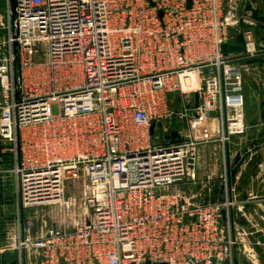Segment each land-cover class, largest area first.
Here are the masks:
<instances>
[{
    "label": "built area",
    "instance_id": "1",
    "mask_svg": "<svg viewBox=\"0 0 264 264\" xmlns=\"http://www.w3.org/2000/svg\"><path fill=\"white\" fill-rule=\"evenodd\" d=\"M248 2L15 0L0 51V137L13 144L20 261L233 264L223 219L233 202L187 197L199 141L188 131L171 144L161 126L176 93L189 96L190 129L214 113L222 144L245 132L244 64L264 51L244 24ZM239 32L243 51L221 52ZM80 183L75 224L36 232L27 210L66 206L67 185Z\"/></svg>",
    "mask_w": 264,
    "mask_h": 264
},
{
    "label": "crops",
    "instance_id": "2",
    "mask_svg": "<svg viewBox=\"0 0 264 264\" xmlns=\"http://www.w3.org/2000/svg\"><path fill=\"white\" fill-rule=\"evenodd\" d=\"M260 1L259 18L264 21V0ZM9 11V0H0V51L5 48ZM246 17L244 24L251 25L253 29L255 27L257 39L264 45V22H254L250 11ZM242 83L244 133L222 144L218 139L219 125L214 113L209 114L205 123L197 121L194 123H198L197 126L192 129L188 125V131L191 132L188 133L199 141L195 157L197 180L187 184L184 191L195 203L226 199L232 201L233 205L224 211L223 219L230 221L229 229L236 240L233 262L264 264V243L258 241V236L264 234V51L245 61ZM1 107L0 103V115ZM175 129L185 138L186 135L179 128ZM1 150L0 144V264H38V255L26 252L21 255L20 261V256L12 247L14 229L10 231V225L15 218L16 204L14 190L12 197H4ZM13 161L14 158L12 166ZM11 200L13 203L9 208L10 202L7 201ZM9 215H12L11 222ZM218 264L228 262L221 261Z\"/></svg>",
    "mask_w": 264,
    "mask_h": 264
},
{
    "label": "rangeland",
    "instance_id": "3",
    "mask_svg": "<svg viewBox=\"0 0 264 264\" xmlns=\"http://www.w3.org/2000/svg\"><path fill=\"white\" fill-rule=\"evenodd\" d=\"M252 5H255V7H261L259 6L260 0H251ZM239 10H242L240 7ZM226 16L230 20L236 19L235 11L228 10L226 13ZM41 57V58H40ZM41 60H43V57L40 56ZM170 98V107H171V116L169 119L165 120L161 126V129L163 126H168L170 129L179 128L182 134L187 135L188 133V125L189 120L183 116V108L186 106L189 100L188 95H180V94H173ZM3 106V105H2ZM176 130V129H175ZM184 135V136H185ZM1 139V151L3 155V174H4V197H12L11 194H13L14 190V174L12 171V159H13V144L6 138ZM79 187H74L73 184H69L66 187V206L57 204H46V205H40L31 209L27 210V218L32 222L34 226V230L38 233H41V229L47 225H59L65 223L67 226L71 227L75 224V220L78 218V212H79V206L82 201V198L84 196V189L82 186V183L75 184ZM78 189V190H77ZM12 199V198H11ZM10 202L9 208L12 206V200L7 201ZM6 203V201H4ZM10 222L12 219V215L8 216ZM15 218L13 217V220L10 225V231L14 229L15 231V225L12 226V223H14ZM12 228V230H11ZM44 229V228H43Z\"/></svg>",
    "mask_w": 264,
    "mask_h": 264
},
{
    "label": "water",
    "instance_id": "4",
    "mask_svg": "<svg viewBox=\"0 0 264 264\" xmlns=\"http://www.w3.org/2000/svg\"><path fill=\"white\" fill-rule=\"evenodd\" d=\"M188 6L190 4V1L187 2ZM9 5H10V10L12 15L14 14V8H15V0H9ZM245 9L247 11H250L251 13V19L254 22H264L261 21L259 18V7H252V3L248 2L245 5ZM254 33L257 36V30L254 27ZM243 34L242 32H239L235 38H234V43L233 44H226L222 43L220 46L221 52L226 53V52H242L243 51ZM15 45V44H14ZM261 50H264V46L260 47ZM195 99L197 100V94H195ZM166 139L169 140V143L171 144H176V143H182L185 142L186 139L182 137L178 131L176 130H169L168 133L164 135ZM223 213V212H222ZM258 241L260 243H264V234H261L258 236ZM243 255H240V260L242 261ZM233 264H238L237 262H233Z\"/></svg>",
    "mask_w": 264,
    "mask_h": 264
}]
</instances>
